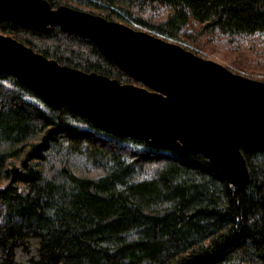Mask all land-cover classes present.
Returning <instances> with one entry per match:
<instances>
[{"label": "trees", "instance_id": "trees-1", "mask_svg": "<svg viewBox=\"0 0 264 264\" xmlns=\"http://www.w3.org/2000/svg\"><path fill=\"white\" fill-rule=\"evenodd\" d=\"M47 1L264 73V0ZM0 32L59 64L140 85L57 26L0 21ZM79 157L98 176L76 174ZM243 157L248 183L235 188L201 154L117 138L2 74L0 264H264V148Z\"/></svg>", "mask_w": 264, "mask_h": 264}, {"label": "water", "instance_id": "water-1", "mask_svg": "<svg viewBox=\"0 0 264 264\" xmlns=\"http://www.w3.org/2000/svg\"><path fill=\"white\" fill-rule=\"evenodd\" d=\"M0 21L40 33L57 26L89 39L140 85L59 64L1 32L0 75L110 135L181 156L201 154L231 186L248 183L243 152L264 148V81L145 29L47 0H0Z\"/></svg>", "mask_w": 264, "mask_h": 264}, {"label": "rangeland", "instance_id": "rangeland-1", "mask_svg": "<svg viewBox=\"0 0 264 264\" xmlns=\"http://www.w3.org/2000/svg\"><path fill=\"white\" fill-rule=\"evenodd\" d=\"M113 20L128 25L127 23H124L121 20H117V19H113ZM128 26H130V25H128ZM132 28L138 29L136 27H132ZM177 43H179V42H177ZM185 49H188L189 51H192L193 53H195L196 55H198L199 57H201L203 59H208V60H212V61H214L216 63H219V64L223 65L224 67L228 68L229 70H232L233 72H237V73L242 74V75H244L246 77H249L251 79L261 80V81L264 80V73L261 76H259V74H258V73H260L259 71H255V72H253L251 74H244L242 72L235 71L234 69H232L230 67L229 62H228L232 58H230L228 56L225 57L219 52H212V53H210V55H208V54L204 55V54H199L198 52H194L190 48H185ZM72 164H73L74 172L76 174H78V175H82V176H98V174L94 171L93 167L89 163H87L83 158H80V157L79 158H75V160L72 161Z\"/></svg>", "mask_w": 264, "mask_h": 264}]
</instances>
